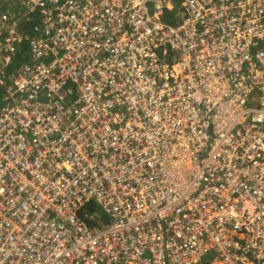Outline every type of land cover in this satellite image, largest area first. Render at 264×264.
Returning a JSON list of instances; mask_svg holds the SVG:
<instances>
[{
	"label": "built area",
	"instance_id": "obj_1",
	"mask_svg": "<svg viewBox=\"0 0 264 264\" xmlns=\"http://www.w3.org/2000/svg\"><path fill=\"white\" fill-rule=\"evenodd\" d=\"M22 1L0 264H264V0Z\"/></svg>",
	"mask_w": 264,
	"mask_h": 264
},
{
	"label": "trees",
	"instance_id": "obj_2",
	"mask_svg": "<svg viewBox=\"0 0 264 264\" xmlns=\"http://www.w3.org/2000/svg\"><path fill=\"white\" fill-rule=\"evenodd\" d=\"M7 2L4 0H0V14L1 12H4L6 9ZM17 8H20V11L18 12V15L24 18V33L26 35H31L33 33V29L36 25L40 24L41 22V16L39 14V11L32 13L28 16H23V5L22 3H18ZM175 12H172L174 14ZM173 17V15H171ZM169 24H174V20L171 17H167V20L165 21ZM29 46L27 44V41L20 42L17 44V48L15 49L14 53V59L12 64L9 66V68H15L19 65L31 62V57H29ZM0 91H2L0 89ZM1 109V105H0ZM96 209V212L101 213L100 210H98L95 206L89 205L82 213L81 215H84L85 212L93 213V211ZM103 218L106 219L105 215H103ZM103 223V222H102ZM99 220L97 221H91L89 220L90 226H98L102 224Z\"/></svg>",
	"mask_w": 264,
	"mask_h": 264
},
{
	"label": "rangeland",
	"instance_id": "obj_3",
	"mask_svg": "<svg viewBox=\"0 0 264 264\" xmlns=\"http://www.w3.org/2000/svg\"><path fill=\"white\" fill-rule=\"evenodd\" d=\"M7 2L6 9L4 14L8 15V23H4L0 25V48H6V44H8V40H11L10 35L14 33H18L19 24H22L21 19L17 17L20 8H17L18 3H22L23 5V14L25 13L24 1L22 0H4Z\"/></svg>",
	"mask_w": 264,
	"mask_h": 264
},
{
	"label": "bare ground",
	"instance_id": "obj_4",
	"mask_svg": "<svg viewBox=\"0 0 264 264\" xmlns=\"http://www.w3.org/2000/svg\"><path fill=\"white\" fill-rule=\"evenodd\" d=\"M164 23L167 24L168 26H170V27L176 29V30H178L179 27H180V22H179V20H176L175 22H173L174 24H169V23H167V22H165V21H164ZM162 50H164V49H162ZM159 54H160V55H163V51H160ZM188 149H189V152H188L187 154H189V157H190L191 154H192V150H191V148H190L189 146H188ZM175 168H176V167H175Z\"/></svg>",
	"mask_w": 264,
	"mask_h": 264
},
{
	"label": "clouds",
	"instance_id": "obj_5",
	"mask_svg": "<svg viewBox=\"0 0 264 264\" xmlns=\"http://www.w3.org/2000/svg\"><path fill=\"white\" fill-rule=\"evenodd\" d=\"M168 12H169V11H168ZM175 13H177L176 10H175ZM175 13L172 14V11L169 12V17H171V18L174 20V22H175L176 20H179V18H177V17L174 18ZM1 14H3V13L1 12ZM1 14H0V15H1ZM8 14H9V13H8ZM171 15H173V17H172ZM167 17H168V16H164V20H165V21L167 20ZM23 24H24V23H23ZM22 30L24 31V27L22 28Z\"/></svg>",
	"mask_w": 264,
	"mask_h": 264
}]
</instances>
